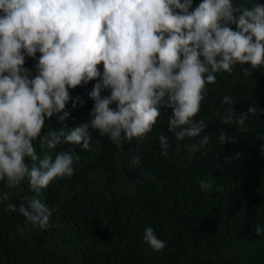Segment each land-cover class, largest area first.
<instances>
[{
    "label": "clouds",
    "instance_id": "obj_1",
    "mask_svg": "<svg viewBox=\"0 0 264 264\" xmlns=\"http://www.w3.org/2000/svg\"><path fill=\"white\" fill-rule=\"evenodd\" d=\"M0 13V181L9 190L28 181L35 195L25 197L19 213L41 229L50 226L52 215L42 190L58 177L71 178L78 159L75 149L53 158L57 145L89 150L90 130L107 135L118 148L134 139L143 142L167 109V130L178 142L195 141L186 146L190 153L201 152L210 141L203 134L208 124L194 118L206 85L216 84L217 74L231 75L237 65L246 77L264 66V5L257 2L201 0L193 8V0H0ZM26 57L36 60L34 76L24 66ZM90 81L96 82L88 94L94 101L89 121L42 134L46 119L56 115L63 122L70 116V100L73 109L83 104L69 89ZM105 90L110 94L102 97ZM234 103L232 96L222 99L223 105ZM256 111L229 107L221 123L247 132L246 121ZM218 139L235 142L223 130ZM36 141L48 151L38 154ZM159 147L168 154L167 136L159 137ZM131 163H140L139 151ZM212 187L200 181L202 191ZM9 196L0 193V200ZM6 210L16 211V205ZM255 231L259 236L262 229ZM143 239L153 252L166 246L151 227Z\"/></svg>",
    "mask_w": 264,
    "mask_h": 264
},
{
    "label": "trees",
    "instance_id": "obj_2",
    "mask_svg": "<svg viewBox=\"0 0 264 264\" xmlns=\"http://www.w3.org/2000/svg\"><path fill=\"white\" fill-rule=\"evenodd\" d=\"M200 2L193 0V8ZM233 2L264 5V0ZM35 63L26 57L24 66L33 76ZM98 68L102 72L103 65ZM95 82L69 89L83 104L73 109L70 100V116L63 122L56 115L46 119L42 134L87 123ZM206 87L194 118L208 124L203 134L210 141L201 152L190 153L186 146L195 141L178 142L167 130V109L143 142L134 139L118 148L107 135L90 130L89 150L66 144L51 150L54 158L75 149L78 159L71 178L58 177L42 190L40 198L52 213L47 229L26 223L19 213L25 197L35 195L28 181L11 190L0 181V193L10 192L7 201L0 200V264H264V66L246 77L237 65L231 75L217 74V83ZM109 94L105 90L101 96ZM225 95L235 103L223 105ZM251 106L257 111L246 121L247 132L221 123L225 109L241 113ZM221 130L235 142L221 144ZM161 135L168 137L167 155L160 151ZM34 147L40 155L48 151L38 141ZM138 151L140 163L133 167ZM202 180L212 189L202 191ZM9 203L16 211L6 210ZM146 227L165 243L163 250L153 252L144 241Z\"/></svg>",
    "mask_w": 264,
    "mask_h": 264
}]
</instances>
